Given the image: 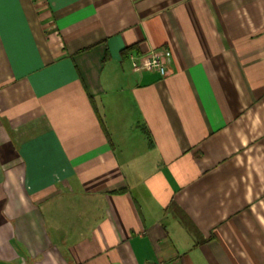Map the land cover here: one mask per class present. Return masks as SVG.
Listing matches in <instances>:
<instances>
[{
  "label": "crops",
  "instance_id": "crops-1",
  "mask_svg": "<svg viewBox=\"0 0 264 264\" xmlns=\"http://www.w3.org/2000/svg\"><path fill=\"white\" fill-rule=\"evenodd\" d=\"M2 12L0 264H264V0Z\"/></svg>",
  "mask_w": 264,
  "mask_h": 264
},
{
  "label": "built area",
  "instance_id": "built-area-1",
  "mask_svg": "<svg viewBox=\"0 0 264 264\" xmlns=\"http://www.w3.org/2000/svg\"><path fill=\"white\" fill-rule=\"evenodd\" d=\"M170 55L169 49H153L141 55L139 60L134 61L133 65L136 70L154 69L165 75L167 73V59Z\"/></svg>",
  "mask_w": 264,
  "mask_h": 264
},
{
  "label": "snow or ice",
  "instance_id": "snow-or-ice-1",
  "mask_svg": "<svg viewBox=\"0 0 264 264\" xmlns=\"http://www.w3.org/2000/svg\"><path fill=\"white\" fill-rule=\"evenodd\" d=\"M3 3H4V0H0V30H2L3 24H4V17H3V12H2Z\"/></svg>",
  "mask_w": 264,
  "mask_h": 264
}]
</instances>
